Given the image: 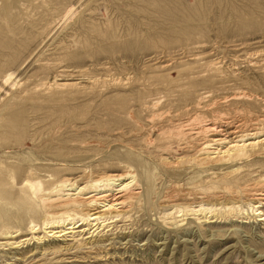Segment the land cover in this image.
I'll return each mask as SVG.
<instances>
[{"label": "rangeland", "instance_id": "374dc122", "mask_svg": "<svg viewBox=\"0 0 264 264\" xmlns=\"http://www.w3.org/2000/svg\"><path fill=\"white\" fill-rule=\"evenodd\" d=\"M218 119L264 135V0H0L1 195L30 170L43 185L131 171L141 189L105 230L46 236L37 262L41 242L0 246V264H264V202L249 208L264 154L230 185L169 164L210 140L190 139L187 121ZM16 211L0 205V232Z\"/></svg>", "mask_w": 264, "mask_h": 264}, {"label": "bare ground", "instance_id": "6f19581e", "mask_svg": "<svg viewBox=\"0 0 264 264\" xmlns=\"http://www.w3.org/2000/svg\"><path fill=\"white\" fill-rule=\"evenodd\" d=\"M11 79L9 75L5 81L9 82ZM186 123L185 130L190 133V139L207 135L210 140L201 145V149L196 155L184 156L182 154L179 156L173 163H169L171 167H188L190 165L201 168V170L202 168L219 169L221 172L219 171L218 177L221 175V181L225 185L239 184L245 181V169L249 167L250 163H253L251 160H255L259 155L264 154V135L258 129L242 130L235 126V128H231L229 124L219 119L196 127L191 122L187 121ZM174 142L171 141L170 145L176 144L181 151L188 145V142L183 140L181 131ZM167 160L168 158L162 159V161ZM244 162L246 164L243 165ZM261 162L264 163V160ZM33 177L32 170L27 171V177L25 178L27 185H23V189H18L13 199L1 195L4 185H0V205L4 203L16 208L17 211L9 215L10 217L14 215L13 219H18L19 223L21 222L18 223L19 226H14L13 231L11 228H2L0 239L4 243L0 246L8 247L11 251H18L22 250L26 243L29 244L34 241L39 244L41 242L36 248L37 251L30 256L34 262L41 260L42 257L44 258L52 251L51 247H44L45 243L41 245L46 236L67 237L69 234L77 233L76 230H80L79 233L88 232L92 235L98 231H103L116 222L118 218L126 217L141 194L137 177L131 171L107 174L91 181L88 185H79L70 177L57 181L52 177L53 180L51 178L48 185H43L41 180L32 179ZM259 196L254 199L259 206L250 205L249 207L252 212H259L260 204L264 202V193L259 194ZM238 208L241 209V207ZM198 211L205 215L214 212L212 208L207 209L203 206ZM261 213L256 215H261ZM27 214H30L34 219L28 220L27 224L30 222L25 228L22 223L27 220V218H24V215ZM115 219L117 220L114 221ZM7 224L9 225V223ZM42 226L43 229L41 230ZM25 230L29 231L31 235L25 234ZM42 233H44L43 236ZM64 250L66 252L70 249L67 247ZM40 255L42 256L40 257Z\"/></svg>", "mask_w": 264, "mask_h": 264}]
</instances>
